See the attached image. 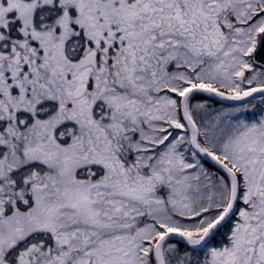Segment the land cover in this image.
Returning <instances> with one entry per match:
<instances>
[{
    "label": "snow or ice",
    "instance_id": "snow-or-ice-1",
    "mask_svg": "<svg viewBox=\"0 0 264 264\" xmlns=\"http://www.w3.org/2000/svg\"><path fill=\"white\" fill-rule=\"evenodd\" d=\"M0 264H264V0H0Z\"/></svg>",
    "mask_w": 264,
    "mask_h": 264
}]
</instances>
